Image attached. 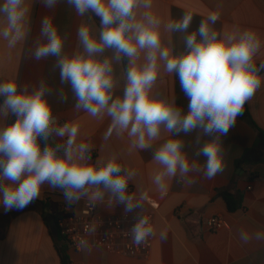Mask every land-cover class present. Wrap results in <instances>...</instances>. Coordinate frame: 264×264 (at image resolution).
Masks as SVG:
<instances>
[{"label":"crops","instance_id":"0c3cea01","mask_svg":"<svg viewBox=\"0 0 264 264\" xmlns=\"http://www.w3.org/2000/svg\"><path fill=\"white\" fill-rule=\"evenodd\" d=\"M146 2L148 0H138L133 8L134 20L129 23L140 22L149 26V18L157 21L155 30L159 33L160 49H168L170 56L185 55L189 51L186 37L196 33L199 41V26L201 22H207L210 31L221 37L234 35L239 38L245 32L253 34L259 48L252 63L264 66V0H150L148 7ZM3 3L4 0H0V5ZM22 7L27 11L20 22L19 38L14 43H10L14 30H9L8 38L3 35L8 21L0 12V83L14 81L17 93L27 95L43 86L51 115L63 122L50 132L52 141L61 150L57 156L64 158L69 148L67 132L61 136L59 130L65 125L76 126L78 131L71 146L73 161L96 168L115 161L121 168L118 175L127 177L124 195L131 204L139 207L127 212L125 204L104 186L88 185L84 194L77 193L78 199L69 200L64 189L45 183L40 195L22 210L6 211L0 204V264H62L46 223L45 211L47 209L52 215L54 208L58 213L62 206L68 205L73 212H78L84 201L93 198L97 192L100 193L97 198L99 212L103 215H154L151 253L146 258H131L97 248L76 250L68 245L71 264H264V162L246 168L237 166L245 151L258 140L257 130L244 118V108L226 135L206 134L201 128L189 133H170L161 125L159 136L140 148L137 137L128 134L130 126L129 130H122L118 125L112 127L107 108L93 116L77 107L78 100L71 84L61 80L58 66L61 58L77 55L88 58L78 34L80 28L87 27L90 37L100 41L104 26L97 20L98 16L91 9L83 15L78 14L68 0H55L51 6L47 0H24ZM214 12L219 18L212 23L208 17ZM186 14L191 15L187 31L169 28L170 24L182 21ZM45 19L51 21L62 39L61 56L36 59L37 48L48 40L42 33ZM135 35V29L126 33L133 43ZM148 52L147 48L137 47V56L128 57V69L122 52L115 48L104 46L102 51L92 54L97 62L107 60L110 64L112 100L109 105L114 100L123 99L128 86V71L133 66L143 68L148 63ZM156 55L157 77L149 95L173 105L182 116L186 115L189 98L179 77L166 70L167 61L160 58L159 51ZM257 75L260 85L245 103L252 119L264 130V71ZM3 101L4 97H0V131L17 119ZM170 139L181 141V151L189 161L190 170L181 173L178 168L174 176L165 175L162 179L164 188L161 189L155 178L164 172V167L154 156ZM213 141L220 146L224 169L208 179L205 175L207 158L200 152L205 144ZM81 145L86 146L83 153ZM0 159L6 158L0 154ZM225 192L241 197V206L236 211L228 209L223 196ZM152 197H161L162 205L153 206L149 201ZM212 217L223 220L225 226L216 232L203 228Z\"/></svg>","mask_w":264,"mask_h":264},{"label":"clouds","instance_id":"9594fccd","mask_svg":"<svg viewBox=\"0 0 264 264\" xmlns=\"http://www.w3.org/2000/svg\"><path fill=\"white\" fill-rule=\"evenodd\" d=\"M23 2L4 0L0 5V12L6 15L8 21L4 37H9L10 29L15 31L10 43H14L21 33L20 22L27 11L22 7ZM54 2L47 0L48 6ZM68 3L81 15L91 9L101 18L104 31L97 42L90 37L87 27L80 28L78 34L88 58L81 55L61 58L58 62L61 80L71 84L78 100L77 107L84 108L93 116L107 108L112 117V127L118 125L122 130H129L130 126L128 134L137 137L140 148L159 136L161 125L170 133H189L201 128L206 134L226 135L236 117L242 115L246 100L260 85L257 69L252 63L259 42L251 33L245 32L239 38L234 35L221 37L210 31L207 22H201L198 30L200 40H197L196 33L188 35L185 42L189 51L175 57L170 56L168 49H160L159 33L155 30L157 21L149 18V26L140 22L129 23V20H134L133 8L138 0H68ZM145 6H150V0ZM218 18L219 14L214 12L208 20L215 23ZM190 22L191 15L186 14L182 21L170 24L169 28L187 31ZM132 29L136 33L135 43L126 36ZM42 33L48 40L37 48L35 58L60 57L62 39L50 20L43 21ZM104 46L115 48L130 58L137 56V47L149 49L148 63L143 68L133 66L128 71V86L123 99L114 100L110 105V64L107 60L100 63L92 58V54L102 51ZM157 51L160 58L167 61L166 70L178 75L180 85L189 98L186 115L182 116L173 105L149 95L157 77ZM44 95L43 86L27 95L17 93L14 81L0 83L4 106L17 116L14 123L0 131V154L6 158L0 159V181L9 182H0V204L4 209H24L40 195L45 183L64 189L69 200L78 199L77 193L84 194L88 185L102 184L116 195L120 203L125 204L127 212L139 207L131 204L124 195L127 177L117 175L121 168L115 161H109L101 168L73 161L71 146L78 131L76 126L65 125L58 132L61 136L66 132L68 134L69 148L64 158L58 157L51 147L41 151L37 138L42 136L47 140L52 123L51 108ZM85 147L80 146L81 153ZM181 149L180 140L170 139L155 153L154 159L164 167V172L155 178L161 189L164 188L162 179L165 175L174 176L178 168L181 173L190 170L189 161ZM200 154L207 158L205 175L208 179L223 171L224 162L217 142L205 144ZM99 196L97 192L93 199ZM153 231L148 218H140L132 228L133 242L140 245Z\"/></svg>","mask_w":264,"mask_h":264},{"label":"built area","instance_id":"2783aa9c","mask_svg":"<svg viewBox=\"0 0 264 264\" xmlns=\"http://www.w3.org/2000/svg\"><path fill=\"white\" fill-rule=\"evenodd\" d=\"M57 124L62 125L63 122L52 116L49 133ZM149 201L156 208L163 203L161 197H152ZM142 217H147L149 224L155 230V217L153 214L107 216L99 212L97 199L88 198L78 212H73L68 205L62 206L56 215V223L59 234L73 249L81 250L90 247L124 257L146 258L150 255L153 247L154 231L140 245L133 242L132 234L133 226ZM224 226L223 220L212 217L205 223L203 228L210 232H216Z\"/></svg>","mask_w":264,"mask_h":264},{"label":"trees","instance_id":"16d2710c","mask_svg":"<svg viewBox=\"0 0 264 264\" xmlns=\"http://www.w3.org/2000/svg\"><path fill=\"white\" fill-rule=\"evenodd\" d=\"M98 21L101 22V18L96 17ZM123 57L125 60V64L127 69L129 68V59L128 56L125 55L123 52ZM257 69V73L264 71V66H255ZM244 108V118L245 120L253 126L258 132V140L257 142L249 149L245 151L243 156L237 161V166L239 168H246L250 167L259 163L264 162V130L260 128L256 122L252 119L248 112V108L246 103L243 105ZM37 142L40 145L41 151L45 147H51L56 151V155L61 153V150L57 146L56 143L52 141L51 135L49 133L47 140H45L42 136L37 138ZM118 175V174H117ZM99 188L103 187L104 185H97ZM225 200L227 202L228 209L230 211H236L241 206V197L232 195L230 193H223ZM56 219V215L54 216ZM55 244L57 246V250L60 255L61 263L62 264H71L70 258L67 254L68 244L64 241L62 236L59 234L57 238H54Z\"/></svg>","mask_w":264,"mask_h":264},{"label":"water","instance_id":"95a60500","mask_svg":"<svg viewBox=\"0 0 264 264\" xmlns=\"http://www.w3.org/2000/svg\"><path fill=\"white\" fill-rule=\"evenodd\" d=\"M46 223L51 231V234L54 238L59 236V231L56 223V219L53 215H51L48 210L45 211Z\"/></svg>","mask_w":264,"mask_h":264},{"label":"rangeland","instance_id":"374dc122","mask_svg":"<svg viewBox=\"0 0 264 264\" xmlns=\"http://www.w3.org/2000/svg\"><path fill=\"white\" fill-rule=\"evenodd\" d=\"M52 215L54 216V215H57V208H54L53 210H52Z\"/></svg>","mask_w":264,"mask_h":264}]
</instances>
